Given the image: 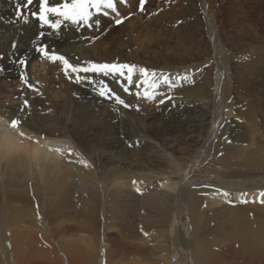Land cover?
<instances>
[{"label": "bare ground", "instance_id": "1", "mask_svg": "<svg viewBox=\"0 0 264 264\" xmlns=\"http://www.w3.org/2000/svg\"><path fill=\"white\" fill-rule=\"evenodd\" d=\"M15 12L13 0H0V40L12 36L18 43L11 52L0 47V88L22 80L10 60L24 56L30 64L43 54L39 48L69 59L76 49L77 54L86 50L89 56L100 55L95 25L78 27L81 39L67 27L68 44L49 37L52 42L46 46L30 47L39 32L38 21L31 17L17 21ZM94 19L101 21L100 16ZM260 58L254 64L260 77H247V68L236 65L231 86L222 65L228 58L222 55L216 63L214 57L212 64L223 70V84L216 93L209 71L199 82L197 74L173 76L168 86L173 95L161 100L162 107L151 100L166 89L165 82L151 89L157 90L155 95L135 83L131 86L136 90L130 94L121 87L123 96H128L126 105L141 100L138 111L117 104L114 114L110 100L95 99L97 112L82 105L77 118L68 112L62 122L48 117L38 120L22 116L18 93L0 98V264H171L169 246L184 242L182 231L178 226L172 233L165 227L153 231L152 223L168 224L173 211L186 210L193 264H264V184L254 181L258 175L264 182V166L250 165L247 151L252 149L242 146L248 131L253 134L257 126L262 125L264 135V60ZM88 83L77 84L84 88ZM249 92L260 96L255 100L242 96ZM202 97L196 117L189 116L186 123L157 118L164 112L181 117L182 103ZM218 98L224 100L227 118L213 135L208 119ZM239 101L244 118L255 129L242 135L232 117V106ZM13 119L19 120L18 126H11ZM91 134L106 145L88 153L85 141ZM201 146L212 171L226 170L217 187L183 183L191 153Z\"/></svg>", "mask_w": 264, "mask_h": 264}, {"label": "rangeland", "instance_id": "2", "mask_svg": "<svg viewBox=\"0 0 264 264\" xmlns=\"http://www.w3.org/2000/svg\"><path fill=\"white\" fill-rule=\"evenodd\" d=\"M56 3L57 0H52L53 6ZM138 5L139 0H127V3H121L117 0L116 7L119 16L110 10L107 16L99 15L101 21L98 19L99 26H96L99 29L96 43H100V47H98L100 55L89 56L86 50L77 54V49L72 50L71 53L75 54L74 57L69 59L64 56L69 64L78 68L105 63L109 65H134L136 66L135 69H122L121 71L131 73V70H136L135 76L131 74L133 81L141 82L140 87L144 88L147 94L155 95L157 90L152 91L155 86L159 88L160 84L165 82L166 89L161 91L157 98L151 100L153 105L157 104L159 107H162L161 100H169L173 95L174 89L168 87L172 84L170 80L173 76L186 75L192 77L197 74L196 81L199 82L202 77H205L204 73L209 71V78H214L212 84L214 89L212 90L214 93L219 91L223 84V80H221L223 70L221 71L216 63L222 55L228 58V62H224L222 65L226 70L225 75L229 76L228 81H230L231 86L234 84L230 77L235 74L236 65L239 66L238 68H247L245 72L247 77L258 78L261 76L260 72L254 70V64L260 56V60H264V0H146L143 11L138 10ZM33 6L38 7V3H34ZM120 17H126V19L119 25L114 24L113 20ZM31 18L37 20L34 17ZM50 19L54 21L56 17L50 16ZM67 27H70L71 31L74 30L80 38L81 29L78 28L80 26L73 25L71 22L63 21L61 27L54 31L47 25L42 26L41 22L38 21L39 32L36 33L33 40L31 39L28 46L44 47L52 42L49 37H59L62 43L68 44L66 35L69 34V29ZM41 33L44 35L41 36ZM45 35L48 38L44 39ZM94 42L91 41V43ZM123 42L125 44H122ZM0 47H3L4 51L11 52L18 47V43L15 37L11 36L0 40ZM141 47H143V51ZM246 49L249 51L244 53ZM262 49L263 51H261ZM155 51H158L157 55L154 54ZM51 55L63 56L57 51H52L48 52L47 56L44 54L36 56L30 64H27L24 56L22 58L15 56L17 58L9 62L10 65L16 64V69L13 72L17 73L20 78L23 76L24 79L15 86L0 88L2 90H0V98L18 93L22 100L21 102L20 100L16 101V103L22 104V116L24 118L34 117L39 120L48 117L62 122L68 112L69 114L72 112V116L77 118L79 117L77 116L78 111L83 108L82 105H86L87 109L98 111V107L93 101L95 99L110 100L109 105L112 106L110 111L114 114L118 111L115 106L124 107L114 99H110L108 95H100L101 91L107 93L108 89H111L125 102L128 96H123L120 91L122 86L118 81L127 83V80L119 76L118 73L113 76L104 75L103 72H73L71 68L64 65L63 61L49 59L48 57ZM131 56H134V60L130 59ZM214 57L216 63L213 65ZM20 61H24V63L22 64ZM263 67L264 62L261 64V69ZM139 69L146 71L141 73ZM65 71H67V75ZM81 80H86L89 83L84 88H79L77 83ZM101 84L104 86L101 87ZM255 86L258 88L260 84L255 83ZM134 87L130 85V90H136ZM209 89L210 86L207 90L209 91ZM130 93L132 92L128 94ZM240 93H244V91ZM242 96L255 100L260 94L249 92L246 96L243 94ZM218 99L215 103L216 109L209 115L208 119L210 123L208 130H211L213 135L224 126L227 118L224 100ZM25 101H27V107L24 106ZM139 102L127 103L129 106L124 108H133L138 111ZM203 102L202 97L197 100L189 99L182 103L184 104L182 107L183 117L171 118L164 112L165 114L160 113L157 118L186 123L189 116L191 118L196 117L198 107L202 106ZM228 102L234 101L229 98ZM253 102L252 106L255 105ZM238 103L237 105L234 103L235 105L232 106L233 109L235 108L232 117L236 118L233 120L238 126L237 133L242 135L247 129H254V126L250 124L249 119L244 118L242 102L239 101ZM90 104L94 106L92 107ZM44 112L47 115H42ZM157 112L158 110L154 111L152 116ZM216 113H218V117H215ZM39 114L42 116H38ZM257 121L260 122V117L257 118ZM260 126L262 127V125L257 126L260 130L256 127L253 134L248 131L249 136L242 142L244 147L250 145L252 150L247 151L251 157L249 164L256 163L257 167L264 166V135ZM105 130L106 134H109V130ZM99 139L97 135H88L85 141L86 152L92 153V148L106 145V142H101ZM191 155L193 158L188 162L184 171L183 183L195 182L199 186L215 185L217 187L226 170L224 168H217L218 172L211 170L209 159L204 156L203 146L198 147L197 151ZM260 180L262 179H258V175L254 178L257 185L264 184ZM172 213L174 214L173 219L168 224L164 221H153V231L165 227L169 233H172L173 228L178 226L182 231V241L185 243H181L180 246L175 244L169 246L171 264L179 259L178 264H193L195 263L194 258L187 244L190 234H187L188 211H180V214L176 211Z\"/></svg>", "mask_w": 264, "mask_h": 264}, {"label": "snow or ice", "instance_id": "3", "mask_svg": "<svg viewBox=\"0 0 264 264\" xmlns=\"http://www.w3.org/2000/svg\"><path fill=\"white\" fill-rule=\"evenodd\" d=\"M15 5V15L17 21L23 20L25 22L28 21L29 17H34L38 21L41 22V25H47L54 31L58 30L61 27L63 21L71 22L73 25L90 27L92 25L99 26V20L94 19V17L99 15H109V10L113 13H116L119 16L118 9L116 7L117 0H57L55 6L52 5L51 0H13ZM121 3H127V0H119ZM34 3H38V7L33 10L32 5ZM146 3V0H139L138 10L143 11V5ZM131 15V14H129ZM50 16H55L56 19L53 21L50 19ZM62 18V19H61ZM126 17H120L113 20V23L119 25L124 22ZM44 35L43 33L40 34ZM44 55H48V50L46 47L38 49ZM49 59L55 61L60 60L63 61L64 65L68 68H71L73 72H103L104 75H113L115 76L117 73L123 77V79L127 80V83H123V81H118L121 83L125 92L130 91V85L137 84V86H141V82H136L132 80L131 73H125L121 71L122 69H135L134 65H109L107 63L96 65L92 64L91 67H76L70 65L68 60L64 56L51 55L48 57ZM20 63H24V61H20ZM141 73H144L145 69H139ZM67 75V71H65ZM24 79V77H21ZM27 81L25 80V83ZM104 85L101 84V87ZM31 87V85H29ZM100 95H108L110 99H114L118 104L126 105L124 100H122L118 95L112 92L111 89H108V92L104 91L100 92ZM27 107V101L24 104ZM19 124L18 119H13L11 121V126L16 127ZM23 135V133H21Z\"/></svg>", "mask_w": 264, "mask_h": 264}]
</instances>
